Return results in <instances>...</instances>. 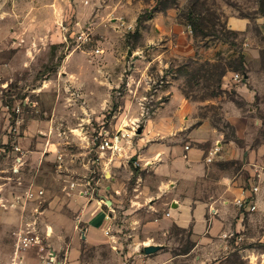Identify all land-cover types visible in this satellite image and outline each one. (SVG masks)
I'll list each match as a JSON object with an SVG mask.
<instances>
[{"label":"rangeland","instance_id":"rangeland-1","mask_svg":"<svg viewBox=\"0 0 264 264\" xmlns=\"http://www.w3.org/2000/svg\"><path fill=\"white\" fill-rule=\"evenodd\" d=\"M233 13L251 18L247 31L230 28ZM192 20L205 27L206 34L198 26L193 31ZM176 23L190 30L195 54L181 55L168 43L171 39L175 43ZM161 24L164 33L157 30ZM27 50L36 55L31 65L3 72L9 61L22 65V58L15 55ZM249 50L251 59L246 56ZM0 66V264H46L43 255L49 248L40 252L33 247L15 255L13 236L32 223L50 249L60 242L48 224L63 222L66 213L67 202L55 179L63 172L73 173L74 181L82 183L77 206L84 196L101 199L110 193L116 202L103 203L114 215L106 243L85 244L86 222L76 218L82 242L77 264H264V0H0ZM223 71L252 74V80L231 79L226 85ZM46 80L49 87L41 90ZM89 84L95 93L87 91ZM243 84L249 88L244 93L236 88ZM103 90L109 91L108 104L99 105L89 97L100 96ZM173 90L196 104L192 126L207 119L223 134V143L233 140L239 149L233 159L216 156L211 177L234 175L240 191L250 187L254 165L259 167L257 208H239L236 193L223 202L229 210L224 234L199 239L191 227L173 225L160 233L141 229L143 221L162 210L151 211L158 185L151 171L141 169L146 166L142 162L149 163L138 160L134 141ZM91 112L96 115L87 118ZM33 118L49 119L46 137L55 134L52 139L59 143L55 160H48L52 169L42 174L25 163L27 155L19 143ZM189 118L191 111L182 116L184 122ZM118 132L127 134L118 143L120 149L102 152L101 137ZM40 135L33 139L45 137ZM199 146L208 149L212 142ZM105 160L112 162L117 179L111 178ZM138 175L146 179V194L138 190L145 186L138 185ZM29 177L37 184L32 186ZM215 182L204 181L196 188L217 194ZM111 183L117 186L109 191ZM48 185L59 193L52 201L45 194ZM28 192L33 196L27 197ZM47 205L57 212L56 219L51 212L44 213ZM150 244L160 248L148 254L144 247Z\"/></svg>","mask_w":264,"mask_h":264},{"label":"crops","instance_id":"crops-1","mask_svg":"<svg viewBox=\"0 0 264 264\" xmlns=\"http://www.w3.org/2000/svg\"><path fill=\"white\" fill-rule=\"evenodd\" d=\"M157 19L161 18L158 17ZM228 23L231 29L245 32L251 24V18L233 13L230 15ZM161 27L157 30H160V32L163 30L162 33H164L166 31L164 24H161ZM174 28L177 37H175L176 35L173 36L176 38L175 43L172 42V39L168 42L170 46H174V50H177L181 55L195 54L196 48L194 47V39L190 35V30H187L183 24L179 23H176ZM167 33L170 35L171 30H168ZM169 37L171 38V35ZM169 37L166 39H169ZM250 53L251 51L249 50L246 55L247 58L250 56ZM15 56L22 58V65L9 61L5 66L6 69L4 68L5 71L2 70L3 72L8 74L14 73L20 67H28L36 59L33 50H27L24 54H16ZM231 77L230 73H226L224 76V83L226 85L231 81ZM244 79L251 81L252 74L245 75ZM46 83L47 80L40 88L41 90L49 87V84L47 85ZM245 83L247 84V82ZM236 88L244 93L247 87L243 84L236 86ZM93 90L89 84L87 91L95 93ZM89 97L95 98L96 101L94 102L99 105L108 104L110 101L109 91L105 90H103L100 96L94 95ZM167 109L172 112H162ZM188 111H191L192 118L184 122L182 116L186 112L188 113ZM193 111H196V104L189 101L181 92L176 90L170 91L167 101H164L147 118L142 128V133L134 141V151L138 160L142 161L146 159L147 163H149L145 164V162H142L141 164L146 166H143L141 169L151 171L158 185L157 193L159 196H157L156 202L152 205L151 211H154L153 213L156 214L159 210H162V212H158L153 218L143 221L141 224L143 232H168L173 225H177L183 228L191 227L194 235L199 239H205L207 236L210 238L221 232L224 234L226 231L223 230V225L226 223V218H229V210L228 206L224 205L223 202L230 201L235 193L239 195L243 193L244 189L237 191V180L234 175L222 174L217 178L211 177L210 173L214 169L213 164L206 161L207 152L216 144H221L222 147L221 154L217 156V159H233L238 155L239 149L236 148L233 140L223 143V134L215 131L207 119L192 126V121L196 119V117H193ZM95 115L91 112L87 118H93ZM48 120L29 119L24 134L19 137L20 147L24 149L25 155H27L25 163L29 164V166L31 165V169H36L40 174L44 173L46 169H52V163H49L48 160H55L56 150L59 148L58 141L56 142L52 139L53 136L56 137L55 134L46 137L49 130H45V128L50 125ZM36 132H41L42 135L40 136L45 137H39L38 140L33 139L36 137ZM40 139H43V142ZM184 140L189 141L184 143ZM208 141L212 142V146L208 149L199 146L200 143ZM190 143L195 144V146ZM10 155L14 156L15 151L10 152ZM30 157L33 159L32 161H28ZM157 157H160V160L154 161ZM93 163L95 164V162ZM104 163L109 165L111 169V178L117 179V177L112 176L114 170L113 166H111L112 162L107 163V160H105ZM114 163L117 165L116 162H113L112 165ZM63 173L59 174L60 176L55 177V179L56 182H60V189L58 191L61 190V195L64 196L63 202H67V206H64L66 213L62 217L61 221L63 222L59 223L56 220H52L48 224V228L59 234L60 242L53 244V250L57 255L56 263L77 264L82 242L79 239V224H77L76 218L86 222L84 230H82V238L85 244L96 246L106 243L110 236L106 234L105 230L109 227L108 225L114 215L111 212L112 208H106L107 205L103 206V203L111 202V204H116V202L114 203L110 199L113 193H110V197L106 194L101 199L88 196L83 197L82 195L83 198L81 199L83 200L79 199L82 204L77 206L74 203L75 199H78L79 195L84 192V189L81 187L82 183L74 181L73 173ZM30 178L27 179L33 181L32 186L37 184V181ZM22 179H26L25 175L22 176ZM212 179L216 181L215 183L219 187L217 194L207 193L201 187L199 189L196 188V185H202L204 181L208 183ZM145 181L144 176L138 175V185L145 184L143 188L138 187V190L143 194L148 192ZM89 182L91 183V181ZM116 186L117 183H111L107 188L109 191H112ZM168 186H171V188L168 189ZM56 192L53 187L48 185L47 193L45 194L48 197L51 196V198H47L52 201L59 194ZM162 194H164V197L160 196ZM50 206L47 205L44 213L48 214L51 212L56 219L57 214L55 213L57 212L53 213L49 210ZM67 235H70V237L65 239Z\"/></svg>","mask_w":264,"mask_h":264},{"label":"built area","instance_id":"built-area-1","mask_svg":"<svg viewBox=\"0 0 264 264\" xmlns=\"http://www.w3.org/2000/svg\"><path fill=\"white\" fill-rule=\"evenodd\" d=\"M81 38L84 36L83 33H81ZM100 50L97 49L96 52H99ZM232 81L235 83H241L244 81V75L240 72H233ZM16 111H19V107ZM127 134L124 132H118L114 137H108L106 135L102 136L99 142V149L103 150L102 152H105L107 149H112L114 151L119 150L120 146L118 143L121 141V138H124ZM188 147V146H187ZM17 150H20L19 147H17ZM221 144H216L207 154L206 161L212 162L214 158L221 154ZM22 157L19 156L18 160L21 162ZM254 176L250 177V187L243 190V193L239 195L236 200L235 204L244 210L253 211L257 208L256 204V196L260 192V185L255 180L256 177H260V171L259 167L254 165ZM14 171H17L16 168H13ZM72 185H74L72 183ZM41 194H43V190L40 191ZM28 196H33L32 192L27 193ZM106 234L109 235L110 229L109 227L105 230ZM49 231L47 230L45 232V237H49ZM14 245L16 247L15 249V255H18L19 252L28 251L29 249L33 247H39L40 252L45 250L46 248H49L48 251L43 255L44 260L46 264H55L56 263V252L53 249H50L49 244H45L44 239L42 235L40 234L37 226L32 225V223H28L27 227L22 228L20 231H17L14 233Z\"/></svg>","mask_w":264,"mask_h":264},{"label":"trees","instance_id":"trees-1","mask_svg":"<svg viewBox=\"0 0 264 264\" xmlns=\"http://www.w3.org/2000/svg\"><path fill=\"white\" fill-rule=\"evenodd\" d=\"M195 20V19H194ZM192 22V23H191ZM189 24H190V26H192V28H193V31H196V29H197V26H198V24H197V22H195V21H191ZM200 25H201V23H200ZM199 27V26H198ZM200 28V27H199ZM201 29V32L203 33V34H206V31H205V27H202V28H200ZM243 61V55H241V59H240V62H242ZM226 74V72L225 71H223L222 72V76L223 75H225ZM221 81H222V78H221V80H220V84H221ZM220 84H219V86H220Z\"/></svg>","mask_w":264,"mask_h":264},{"label":"water","instance_id":"water-1","mask_svg":"<svg viewBox=\"0 0 264 264\" xmlns=\"http://www.w3.org/2000/svg\"><path fill=\"white\" fill-rule=\"evenodd\" d=\"M141 130L142 129H139L138 132H141ZM159 248H160V245H154V244L146 245L144 247L145 252L148 254L157 251Z\"/></svg>","mask_w":264,"mask_h":264}]
</instances>
